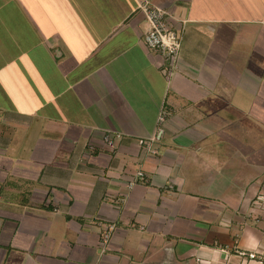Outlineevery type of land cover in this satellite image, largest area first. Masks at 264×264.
I'll use <instances>...</instances> for the list:
<instances>
[{
	"label": "crops",
	"instance_id": "crops-1",
	"mask_svg": "<svg viewBox=\"0 0 264 264\" xmlns=\"http://www.w3.org/2000/svg\"><path fill=\"white\" fill-rule=\"evenodd\" d=\"M260 194L264 0H0V264H264Z\"/></svg>",
	"mask_w": 264,
	"mask_h": 264
},
{
	"label": "built area",
	"instance_id": "built-area-1",
	"mask_svg": "<svg viewBox=\"0 0 264 264\" xmlns=\"http://www.w3.org/2000/svg\"><path fill=\"white\" fill-rule=\"evenodd\" d=\"M142 11L148 25V29L143 37L144 44L149 49H160L166 55L170 66L173 67L180 46L178 34L166 28L164 23L165 13L161 9L145 5L142 7ZM138 178L142 180L144 174L138 173ZM255 203L261 206L264 203V194L258 195ZM106 230V233L103 234L105 241L108 239L109 232L113 230V227L108 226ZM250 258H254V255H250Z\"/></svg>",
	"mask_w": 264,
	"mask_h": 264
}]
</instances>
